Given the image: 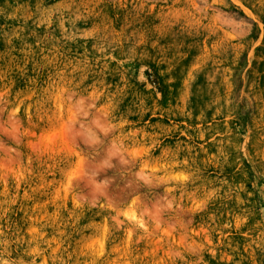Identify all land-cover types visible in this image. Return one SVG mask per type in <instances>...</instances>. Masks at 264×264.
Returning a JSON list of instances; mask_svg holds the SVG:
<instances>
[{
    "label": "rangeland",
    "instance_id": "obj_1",
    "mask_svg": "<svg viewBox=\"0 0 264 264\" xmlns=\"http://www.w3.org/2000/svg\"><path fill=\"white\" fill-rule=\"evenodd\" d=\"M0 264H264V0H0Z\"/></svg>",
    "mask_w": 264,
    "mask_h": 264
}]
</instances>
